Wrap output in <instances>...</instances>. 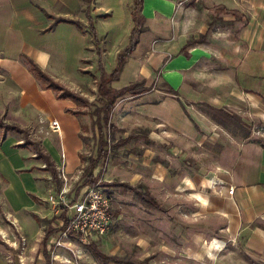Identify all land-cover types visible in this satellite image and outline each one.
<instances>
[{
  "label": "crops",
  "instance_id": "0c3cea01",
  "mask_svg": "<svg viewBox=\"0 0 264 264\" xmlns=\"http://www.w3.org/2000/svg\"><path fill=\"white\" fill-rule=\"evenodd\" d=\"M179 1L182 4L178 5ZM186 1L198 0H143L141 12L147 30L139 36L136 48L118 76L119 79L124 76L127 82L119 87H115L116 80L111 83L114 88H121L143 81L145 87H151L139 96L130 95L129 112L137 115L136 126L146 118L160 126L153 132L161 142L170 137L178 142L195 143L200 136H209L217 122L201 110L200 107L207 108L205 105L229 114L228 109H236L234 112L238 114L244 107L256 110L253 105L264 116V0H201L219 20L226 19L234 25L233 39L229 43L221 40L219 46H212L206 39L187 45L205 34L188 37L183 21ZM131 2H127L128 23L121 45L127 42L132 26ZM81 5L80 0H0V108L9 99L8 104L16 113L27 108L34 119H28L24 126L10 124L25 129L28 136L27 129L31 126L41 129L43 134L36 141L39 147L53 161L54 168L59 163L60 152L64 151L69 173L83 164L80 152L89 136L90 116L84 107L78 108L70 99L57 98L53 90L41 88L24 56L32 58L51 78H57L51 51L39 40L53 30L68 28L72 36L79 37L82 49L86 31L73 24L58 22L46 30L54 18L72 19L79 15ZM121 49L115 50V61ZM102 56L105 62L104 47ZM62 84L75 92V87L67 82ZM169 87L175 94L168 92ZM78 109L83 112L75 113ZM53 119L60 124L58 132L49 126ZM112 122L121 129L120 124ZM224 149L220 151L217 169L207 177L200 175L191 192L195 200L193 207L189 204L188 208L191 217L195 219L196 210L203 214L199 217V227L190 233V240L179 246V264H264V140L247 138L234 148ZM39 160L16 131L0 128L2 202L14 219L20 220L21 213L35 208L32 194H38L37 179L44 172L40 168L46 170ZM158 163L165 166L166 161ZM158 170L164 179L166 169ZM99 180L103 185L113 181ZM105 187L109 193L113 186ZM146 188L150 193V188ZM229 188L233 189L232 193L228 192ZM119 208L121 205L118 209L112 207V220L113 215L119 214ZM207 219L221 222L214 234ZM208 236L217 239L220 245L205 246L202 241ZM161 250L165 252L164 247ZM208 251L214 253L213 257ZM2 255L0 264H4Z\"/></svg>",
  "mask_w": 264,
  "mask_h": 264
},
{
  "label": "rangeland",
  "instance_id": "374dc122",
  "mask_svg": "<svg viewBox=\"0 0 264 264\" xmlns=\"http://www.w3.org/2000/svg\"><path fill=\"white\" fill-rule=\"evenodd\" d=\"M80 1L82 5L79 15L72 19L79 20L84 25L83 29L74 25L80 31H86L82 49L79 45V37L72 36L68 28L48 31L49 33L41 37L39 42L47 46L51 51L52 61H55L53 72L57 78L52 77L53 80L61 85L65 81L75 87V93L91 103L84 107L85 112L89 113L96 103V84L99 74L88 26L89 20L98 38L104 41L100 46L104 47L103 64L105 70L109 72L115 61L113 56L115 50L119 47L123 49L127 44L126 42L121 45L128 23L126 17L128 0H90L87 4ZM87 5L88 17L85 11ZM183 6H185L183 21L184 27L188 28L186 31L188 37L204 33V40L206 39L212 46H219L221 40H228L229 43L235 36L233 23L226 19L219 20V17L214 15V11L202 4L201 0L186 1ZM79 54H81L80 59H77ZM126 82V78L121 76L116 80L117 85H114L119 87ZM13 97L15 100V94ZM8 101L4 100V105L0 108V115L4 121L24 126L28 119H34V115L29 113L27 108L16 113L15 109H11ZM131 102L130 95L120 96L116 102L112 121L120 124L122 129L116 137L133 134L134 138L111 151L105 162L98 165L96 172H99L102 181H127L135 185L141 184L143 187L148 186L150 193L160 202L162 208L148 207L131 191L110 187L108 195L111 197V206L118 209L121 205L122 208H119V214L113 215L111 228L103 234L94 236L91 243L107 255H115L130 261L137 262L148 257V264H179V246L187 244L192 230L199 227L198 222L201 219L199 217L203 214V211L197 213L196 210L193 219L192 212L188 209L189 204L193 207L195 202L191 196V192L197 186L195 182L200 175L207 177L217 169L220 151L225 150L224 148L230 146L234 148V145L240 144L247 138L264 140L263 111L253 105L251 107L256 110L244 107L239 114L234 112L237 111L236 109H228L232 118H227L219 111L200 107L209 118L217 122L209 136H200L195 143L178 142L170 137L164 138L161 142L153 132H157V127H160L156 126L154 121L146 118L140 126L135 125L137 115L129 112ZM37 128L31 126L27 129L30 136L28 133L25 135L17 132V134L22 139L27 136L28 140L37 143L36 141L39 142V137L43 134V131L41 129L38 131ZM30 147L32 148V145ZM95 152L96 138L90 126L89 136L84 141L80 155L88 158L94 156ZM161 160L166 161L165 166L158 165V161ZM82 163L78 167L82 172L78 181L73 183L74 186L80 185L85 177L83 168L87 162ZM158 168L166 169L164 179L162 171ZM40 169L44 172H41L37 179L38 194H32L35 208L25 210L24 214L21 213L20 220L14 219L3 205L2 184H0V217L2 218L0 259L3 252L4 264L6 262L7 264H46L42 253V240L49 226L43 219L56 217V214L46 199L54 184L49 171ZM76 174L77 170L71 175ZM71 181H74V178ZM207 223L212 229V234L221 225L218 219H207ZM56 224V221H53L51 227L56 228ZM211 238L206 237L202 241L203 244L205 246L210 244L211 247L220 245L217 239ZM161 247H164L165 252ZM46 248L50 253L51 264H121L99 261L89 247L63 238L58 231L53 232L48 238ZM208 255L213 257L214 253L208 251Z\"/></svg>",
  "mask_w": 264,
  "mask_h": 264
},
{
  "label": "trees",
  "instance_id": "16d2710c",
  "mask_svg": "<svg viewBox=\"0 0 264 264\" xmlns=\"http://www.w3.org/2000/svg\"><path fill=\"white\" fill-rule=\"evenodd\" d=\"M84 3H88L90 0H82ZM142 4L143 0H132L131 2V21L132 26L129 31L128 41L126 46L117 54L115 65L110 72H107L104 68L103 64V56H102V48L100 46V39L98 38L96 32L94 31V27L92 26L89 20V29L91 32V37L93 41L94 51L97 57V64H98V79L96 84V103L93 105V109L88 113L91 119V127L94 130V135L96 138V152L94 156H89L85 158L84 156H80L82 162H87L85 167L83 168L84 179L78 185L77 190L87 184H94L99 180V172H96L98 165L104 163L108 154L117 149L118 147L125 145L128 143L132 138H134L133 134H129L126 137L118 136L116 134L121 132L122 129L117 127L111 121V113L112 110L117 102V99L120 96L125 94L131 96H139L145 92H148L151 87H145L144 82H135L123 86L121 88H114L111 86V83L118 79L119 73L121 72L127 57L134 51L138 42L139 36L147 30V26L145 25L146 18L142 15ZM87 17L88 15V5L85 8ZM48 17H52L47 15ZM58 22H67L70 24L75 25L79 29H83V24L79 20L75 19H67V18H54L53 23L46 29L51 30L55 24ZM204 35H201L199 38L195 40H191L187 42V45L193 43H200L203 42ZM26 63L28 64L29 71H31L35 77L40 81L41 88L43 89H51L56 93L57 98H68L73 101L78 108H82L91 103L84 99L83 97L77 95L75 92L70 91L63 85L59 84L55 80H53L32 58L28 56H24ZM168 92L171 94H175V90L169 87ZM208 109L215 110L209 105H205ZM217 111L224 114L227 118H232V114L226 113L220 109ZM82 110L78 109L75 113H81ZM0 128L3 130H14L16 132L22 133L27 135V131L18 125L10 124L5 122L0 117ZM24 144L32 145V150L36 154V158H40L43 163H45V169L49 171L51 175V180L54 186L58 189L60 186V181L57 178L56 170L54 168L53 161L45 155L42 149L39 147L38 143H33L31 140L27 139V136L23 138ZM105 185L108 186H118L122 187L125 190H130L138 199H140L144 204L149 207L161 209V205L157 202V200L150 195L149 191L146 187H143L141 184L131 185L129 183L117 182L112 181ZM33 197V195H32ZM34 199V197H33ZM65 211L61 214V217L64 218ZM57 217H51L50 219H43L48 224L47 230H45V234L42 240V253L45 257V263L51 264L50 260V253L46 248V241L51 236V234L55 231H61V227H51L53 221H56ZM90 248L92 254L102 262H114V263H121V264H148L149 258L146 257L141 261H130L127 259L120 258L115 255H107L101 252L94 244L91 242L87 245Z\"/></svg>",
  "mask_w": 264,
  "mask_h": 264
},
{
  "label": "built area",
  "instance_id": "2783aa9c",
  "mask_svg": "<svg viewBox=\"0 0 264 264\" xmlns=\"http://www.w3.org/2000/svg\"><path fill=\"white\" fill-rule=\"evenodd\" d=\"M180 4L182 1H179L178 5ZM49 126L53 131L58 132L60 129V124L55 119L50 121ZM55 170L60 186L58 189L53 186L46 199L55 210L56 226L62 228L58 232L65 239L87 246L94 236L103 234L111 228L113 222L111 197L100 180L77 190L78 185L74 186L73 183L78 181L82 169H77V174L72 176V173L66 170L64 151L60 152ZM72 178L74 181H71ZM232 191L233 189L229 188L228 192ZM63 211L64 218L61 217Z\"/></svg>",
  "mask_w": 264,
  "mask_h": 264
}]
</instances>
